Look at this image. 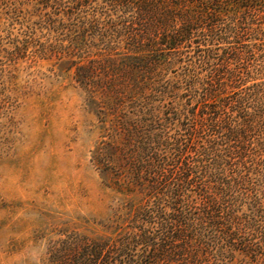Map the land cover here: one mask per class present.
Wrapping results in <instances>:
<instances>
[{"label":"trees","instance_id":"16d2710c","mask_svg":"<svg viewBox=\"0 0 264 264\" xmlns=\"http://www.w3.org/2000/svg\"><path fill=\"white\" fill-rule=\"evenodd\" d=\"M223 10L0 0V111L18 102L21 73L46 62L68 75L96 119L91 163L114 194L105 219L51 240L46 264H264V82L234 93L229 71L226 83ZM229 33L240 45L230 59L259 61L245 28ZM36 79L24 88H43Z\"/></svg>","mask_w":264,"mask_h":264},{"label":"rangeland","instance_id":"374dc122","mask_svg":"<svg viewBox=\"0 0 264 264\" xmlns=\"http://www.w3.org/2000/svg\"><path fill=\"white\" fill-rule=\"evenodd\" d=\"M238 1L223 0L221 48L226 83L234 71L233 91L244 93L264 82V0L252 8ZM250 14L256 21L242 25ZM244 28L249 33L245 44L262 48L255 51L259 61L247 63L244 53L230 59L229 49L240 45L237 37L229 39V30L239 34ZM50 67L43 62L32 77L21 73L11 86L18 102L0 111V264H46L51 240L59 239L62 230L105 219L114 197L91 163L96 119L71 78L55 76ZM35 79L43 88H24Z\"/></svg>","mask_w":264,"mask_h":264}]
</instances>
